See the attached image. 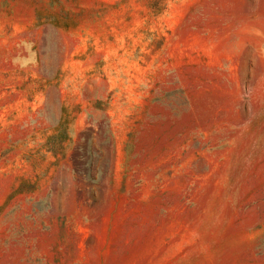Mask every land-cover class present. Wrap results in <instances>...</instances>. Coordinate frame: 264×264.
I'll list each match as a JSON object with an SVG mask.
<instances>
[{"label": "rangeland", "instance_id": "rangeland-1", "mask_svg": "<svg viewBox=\"0 0 264 264\" xmlns=\"http://www.w3.org/2000/svg\"><path fill=\"white\" fill-rule=\"evenodd\" d=\"M0 264H264V0H0Z\"/></svg>", "mask_w": 264, "mask_h": 264}]
</instances>
